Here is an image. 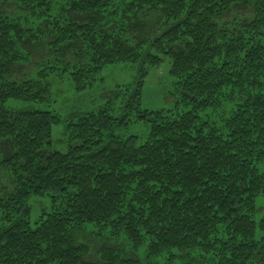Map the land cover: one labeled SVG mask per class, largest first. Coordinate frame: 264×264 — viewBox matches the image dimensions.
<instances>
[{"label":"trees","instance_id":"16d2710c","mask_svg":"<svg viewBox=\"0 0 264 264\" xmlns=\"http://www.w3.org/2000/svg\"><path fill=\"white\" fill-rule=\"evenodd\" d=\"M160 55L188 110L141 108ZM120 62L138 63L122 113L77 116L66 153L58 114L7 105L47 100L48 70L78 92ZM132 118L142 142L117 133ZM0 165V264H140L120 239L145 264H264V0H0ZM32 196L51 203L34 224Z\"/></svg>","mask_w":264,"mask_h":264},{"label":"rangeland","instance_id":"374dc122","mask_svg":"<svg viewBox=\"0 0 264 264\" xmlns=\"http://www.w3.org/2000/svg\"><path fill=\"white\" fill-rule=\"evenodd\" d=\"M161 62L157 65L146 64V74L142 82L143 91L141 97V108L151 111L173 110L174 112H183L188 110V106L178 104V95L175 92V79L170 75L171 61L168 56L160 55ZM49 60L39 56L30 60L29 68L34 73L49 67L46 62ZM53 62L50 61V63ZM49 63V64H50ZM53 64L51 63L50 66ZM61 68V67H60ZM138 77V63L120 62L109 64L103 67L92 79L91 84L82 91L74 89L73 80L70 72L60 70H48L45 80L50 83L48 98L42 103L18 102L9 100L7 105L17 106L18 108L40 109L55 112L61 118V122L55 124L52 129V139L49 149L61 153L68 152L70 143L67 130L68 123L75 120L79 115L86 112L97 111L105 106L111 107L114 116H120L122 106L126 102L128 95L124 88L135 82ZM88 81V80H87ZM201 118L210 121H218L219 113L212 110H206L199 113ZM149 132V124L144 121L133 119L129 121L126 127L118 129L117 133L122 137L135 135L142 142ZM14 188L10 170L0 165V196L10 193ZM31 207L30 222L35 223L42 209H50L51 203L48 196H32L29 199ZM93 242V241H92ZM100 242V241H99ZM98 243V241H97ZM117 248H120L123 256L132 253L140 264H145L147 256L146 245L142 244L137 250L123 239L112 240L111 242ZM146 243V242H144Z\"/></svg>","mask_w":264,"mask_h":264}]
</instances>
